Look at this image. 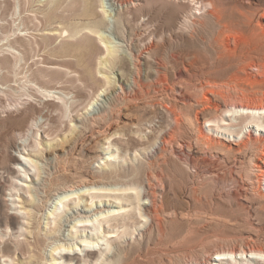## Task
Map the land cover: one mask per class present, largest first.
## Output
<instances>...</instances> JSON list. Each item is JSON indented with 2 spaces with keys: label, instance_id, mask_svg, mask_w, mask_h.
Here are the masks:
<instances>
[{
  "label": "rangeland",
  "instance_id": "374dc122",
  "mask_svg": "<svg viewBox=\"0 0 264 264\" xmlns=\"http://www.w3.org/2000/svg\"><path fill=\"white\" fill-rule=\"evenodd\" d=\"M109 1L114 3L61 0L49 8L51 0H0V264H95L93 259L69 262L67 249L53 253L57 239L51 231L82 256L88 249H105L102 240L91 247L81 244L84 235L94 232L95 240L101 232L109 236L123 226L107 228L106 223L99 233L89 223L71 231L70 213L78 201L68 199L64 208L60 204V210L46 217L57 196L91 182L138 188L149 174L161 182L154 180L162 205L159 221L147 225L145 218L130 219L133 223L124 234L111 237L113 252L105 256V264H191L207 261L217 250L264 248V180L256 179L251 149L238 154L203 145L199 126L222 139L226 132L208 126L202 116L198 123L189 121L199 108L180 102L181 83L160 85L155 73L156 61L180 51L212 58L217 50L216 25L204 17L198 18L202 23L185 25L190 10L181 3ZM221 1L233 9L240 0ZM194 19L190 16L189 22ZM99 20L108 46L123 44L117 49L127 52L128 61L112 69L103 64L105 44L86 28ZM55 29L68 34L61 36ZM254 43L264 45V38L244 41L236 36L234 54L263 58L264 47L245 52L247 44ZM133 80L136 83L130 84ZM159 103L174 106L181 114L179 122ZM227 122L228 117L223 123ZM169 136L171 141L163 148V139ZM179 148L184 153L177 154ZM108 154L112 157L107 160ZM28 157L39 164L37 172L16 160L25 163ZM211 169L216 175H209ZM79 197L80 207L112 202V208L120 204L130 208L129 201L117 203L108 196L92 200L79 193ZM24 207L32 211V219L24 215ZM59 214L54 229L51 221ZM27 230L39 232V243ZM220 262L215 264H236ZM255 262L264 264V258Z\"/></svg>",
  "mask_w": 264,
  "mask_h": 264
},
{
  "label": "bare ground",
  "instance_id": "6f19581e",
  "mask_svg": "<svg viewBox=\"0 0 264 264\" xmlns=\"http://www.w3.org/2000/svg\"><path fill=\"white\" fill-rule=\"evenodd\" d=\"M60 1L61 0H51V3L49 4V8H51L52 6H56ZM84 1L86 3H89L88 0H84ZM96 1L98 0H93V4H95ZM99 1L101 4L114 3L109 0H99ZM167 1L175 2L179 4L181 3V5L184 8H188V10H190L189 11L190 16H192L193 19L194 18L195 19L189 22L190 16L185 15L186 17L184 24L187 26H191L197 23H202V21L200 20L202 17L207 19L210 18L208 20L214 22L217 28L214 37V43L217 47V50H215L216 54L212 58L210 57L204 58L200 56V54L188 50L186 52L180 51L177 52L176 54L173 53L168 59H160L156 61L157 63H156L155 73L157 76L158 84L160 85L166 84L167 86H171V84L176 81L181 83L180 84L181 89L178 92V95L181 96L180 102L182 101L183 103H192L199 108L196 112L191 113V116H189L188 118L189 121L191 122L194 121L198 123L197 121L199 119V116H202L204 118V122H208V126L215 125L216 130L219 131L224 130V132H226L227 134L226 138L222 139L220 137L214 136L213 134L209 133L208 130H205L204 127L199 126L198 131H199V138L201 140V143L207 146L208 148L222 147L221 149L226 151L227 153L242 154L243 152L250 151L249 149H251L252 161L255 164L256 169L258 170V172H255L256 179L260 180V182H263L264 180V57L251 58L246 55L239 57L237 54H236L237 57H235L236 55L234 54V52L236 50V47H232V39H235L236 36L240 35L242 40L244 41L247 40L249 41V39H255V41L261 39V41H263L264 0H252V1L240 0L238 1L239 5L234 7L233 9H227V7H225V4L221 0H167ZM136 4L140 5L141 2L137 1ZM100 6L103 7V5ZM194 9L198 11L202 10V12L198 14L193 11ZM102 10L104 11V9ZM102 19L104 20V18ZM100 22L102 23V21L100 20L97 21L94 27L92 26V28L90 27H86V28L88 31L94 34H98L100 41L105 44L106 56L103 59V64L105 66L107 65L111 67L112 69L113 66L117 67L119 64L128 61V56H126L127 52L125 49L123 50V52L117 49L123 46V44L108 46L107 44L108 41L105 38H103L104 36L99 30ZM55 31L59 32L61 36L62 35L64 36L63 33L67 32V30L64 29H55ZM84 35H85L84 37L91 38L90 34H84ZM263 47L264 45L261 43L247 44L245 52H247L248 54V52L252 50H261ZM254 67H256L255 70L257 69L258 72L253 71ZM172 69L174 70L173 74L172 72H170ZM122 78L123 77H121V81L125 85L126 84L128 85V81H125ZM106 79H109L108 76H106ZM135 81L134 80L131 81L130 84L134 83ZM137 93H139V91ZM133 97L135 98V96ZM160 105L163 106L169 112H171V114L174 117V120L176 122H179V120L181 119V114H179L177 111H175V109H173L175 108L174 106L168 108L166 103ZM100 109L103 110L101 107ZM226 117L230 119V122L223 123L225 122ZM178 126L179 125L176 126L177 129L179 128ZM229 136L230 138H228ZM170 137L171 136L163 139L162 142L163 148L169 141H171ZM182 153H184L183 148H179L177 150V154H182ZM110 157H112L111 154H108V156L105 158L108 160ZM16 160L23 164L28 163L30 166L33 167V169L36 172L40 168L37 161L32 160L30 157H28V162L25 161V163L19 158H16ZM208 173H210L209 175H216L215 174L216 170H212V169L208 170ZM154 180L158 181L157 179L154 178L152 174H149L145 183L143 185H139L138 188L134 187V185L133 187L132 185L131 186L128 185L129 187L128 186L105 187L103 185L98 186L96 183L91 182L90 184H82L76 189L71 188L61 192V194L57 196L56 199L57 201L54 203L53 209L48 212L46 216L47 219L51 217L50 216L51 214H55L58 209L60 210V206H59L60 204L62 205V208H64L66 206V200L69 199V200L78 201L75 202L76 204L75 208L70 213L72 218L69 220L70 225L68 224V226L71 228L70 229L71 231L79 226H87L89 225V223H92L93 231H98L99 233L106 223L107 225L105 227L107 228H118V226H123V229L119 233H110L109 236L108 234L105 235V232H101L103 233V235L100 234L101 237L95 240H93L94 236H96V233L94 232L87 233L86 235H84V238L82 237L80 239L81 244L84 243L85 245L91 247L96 244L100 245L99 242L100 240L104 241L105 244L104 245L105 249L99 248L96 251H93V249L95 250V248H93L92 249L93 252L90 249H88L86 253L82 255L84 257L80 256L79 253L75 252L73 244H70V242L67 243L66 241L61 242V240L58 239L59 235L56 236V234L53 231H51L53 237H56L57 239L54 241L52 246L53 253L55 250L59 248L65 250L67 249L68 251L64 255L66 256L65 258L69 260V262L72 261L73 259L77 260V262H81L82 260H85L87 262L90 259H93L95 264H105L104 263V261H106L105 256L109 252L111 251L113 252L111 248V243H113L111 237L114 238V236H118L121 233L124 234L127 230V227L130 226L129 222L130 223L132 222L130 221V219H133L135 217V218H140V220H144L145 218L147 219L146 221L147 225H152L151 223L154 222V220L159 221L158 220L159 212L162 210V205L158 204L157 202L158 192L156 188H154L155 187ZM82 182L84 183V181ZM27 184L25 185V187L27 186ZM26 189L29 192L30 190H32V188H30L29 186L26 187ZM103 190H106L108 192H105ZM127 191H133V192H127ZM79 193L88 194L90 198H92V200L93 198L96 197L101 198L104 196L105 197L108 196L109 199H111L110 197H112L115 200H117L118 201L117 203H122L123 201L125 202L129 201L130 208L121 206V204L118 206V208H112L111 207L113 204L112 202H106L107 205L105 204L102 205V203H100L98 206L96 205V207L86 206V205L80 207ZM71 195H76V196H71ZM23 209H24L23 212L24 215L29 217V219H32L33 217L32 211L28 210L27 207H24ZM57 216L59 217L60 214L55 215L56 218H53L51 221V223L52 222L55 223L53 227L54 229L56 228V223H57L56 219H58ZM45 223L47 225L49 224V222H45ZM79 223L82 224L78 225ZM25 228L23 226L24 230H26ZM34 231L27 230L24 232L33 238V242L39 243L38 239L40 234H38L39 233L38 231H37L38 233ZM44 234H46V232ZM74 246L76 247L77 245L74 244ZM246 250L241 249L238 251V249L236 250L234 248H231L229 250H220V251L217 250L214 251V255L212 254L209 257L210 259H208L207 261H196L195 263H191V264H215L216 262L221 263L220 261L224 259L229 260L231 263H236V264L241 261H246L252 264V261L257 262L258 259L264 258L263 247L262 248L259 247L257 249L255 248L251 250L249 249V251ZM70 251H73V253H71ZM110 254L112 255V253ZM36 255L33 254V256ZM99 255L101 256L103 255V258L99 259L100 257ZM53 260L54 258H52V262ZM48 264H50L49 261ZM129 264L132 263L130 262Z\"/></svg>",
  "mask_w": 264,
  "mask_h": 264
}]
</instances>
